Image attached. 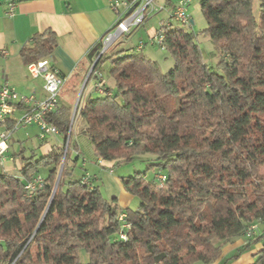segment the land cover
<instances>
[{
    "label": "trees",
    "instance_id": "obj_1",
    "mask_svg": "<svg viewBox=\"0 0 264 264\" xmlns=\"http://www.w3.org/2000/svg\"><path fill=\"white\" fill-rule=\"evenodd\" d=\"M199 5L218 58L214 68L192 34L170 28L169 72L143 55L118 52L110 59L114 97L100 95L79 109L82 132L101 161L115 167L140 155L155 158L122 179L137 209H120L116 199L108 204L81 183L85 175L75 178L69 149L53 193L63 149L45 157H23L22 150L13 155L22 160L18 175L0 173V264H82L81 250L87 264H213L222 245L264 222V0L257 18L253 0ZM56 46L47 30L21 48L20 58L25 66L48 60ZM48 121L65 141L69 115L53 113ZM69 143L77 148L72 131ZM41 170L43 187L28 196L24 187ZM149 171L165 176L162 189L148 181ZM119 211L131 225L124 243ZM255 242L262 249L252 264H264V232Z\"/></svg>",
    "mask_w": 264,
    "mask_h": 264
},
{
    "label": "crops",
    "instance_id": "obj_2",
    "mask_svg": "<svg viewBox=\"0 0 264 264\" xmlns=\"http://www.w3.org/2000/svg\"><path fill=\"white\" fill-rule=\"evenodd\" d=\"M117 1L122 2L124 0ZM9 2L14 3L11 16L6 14ZM110 4L111 0H0V88L6 83L22 95L35 93L37 97H43V80L40 77L29 76L27 66L23 64L20 58V50L29 44L35 34L51 30L56 35L58 46H56L49 58V64L51 68L61 72L66 78V82L59 94V105L55 113L58 112L59 114L60 112L62 115L65 114V116L72 115L74 107H78L77 112H79V109L85 103L92 100L93 95L99 96L90 85V81H88V85L85 83L90 67L96 59L98 46L103 36L113 27L117 19ZM173 7L171 0H167L165 8L163 7L164 9L160 11L161 13L157 18V21H160L159 25L168 21L169 13ZM163 16L165 18L167 16V20L160 19ZM155 27L156 24L151 30H148L147 24H144L142 28L140 27V29L134 31L131 36H136L143 30L149 37L150 33L154 34ZM131 36L125 39L120 38L122 44L128 46V50H123L136 53L135 44ZM136 54L142 55L143 52ZM143 57L152 61L148 55L143 54ZM83 88L86 89V92L83 100L81 101L80 99L79 101L78 97L81 96ZM71 115L69 118H71ZM79 119L81 124L79 128L83 130L85 122L81 118ZM1 130L2 127L0 126ZM20 132L22 137L15 139V133L10 140L8 159L0 169V173H19L22 169V164L13 155L26 148L28 149V146H30V156L45 157L53 148L59 147L60 139L62 142V138L59 135L48 138L43 142L39 141L35 128L20 130L17 133ZM16 147L19 148L17 149ZM76 147L74 155L70 157L69 161L70 168L73 169V175L75 173H80V177L85 174L89 175L92 178V185L95 187L98 181L96 168L103 167L106 169L104 162L95 156L94 147H92L96 162L91 164L90 168L86 163L80 164L84 158L77 144ZM107 165L112 166V163ZM45 172V170H42L40 173ZM146 177L148 178L147 175ZM126 194L122 192L119 198L116 199V205L120 209L129 208L126 203L130 200V195ZM261 230L264 229L259 227L258 232ZM257 237H259V233L252 239H246L242 235L222 245L221 257L213 264H218L220 261L228 259L233 253L245 246H248V249L237 260L228 264H252L256 254L262 249V243L255 242Z\"/></svg>",
    "mask_w": 264,
    "mask_h": 264
},
{
    "label": "built area",
    "instance_id": "obj_3",
    "mask_svg": "<svg viewBox=\"0 0 264 264\" xmlns=\"http://www.w3.org/2000/svg\"><path fill=\"white\" fill-rule=\"evenodd\" d=\"M156 0H124L118 2L111 0V9L117 16L113 27L103 36L98 48L96 59L90 67L87 75V81L94 90L103 96H111L102 86L101 74L94 67L102 58L105 51L120 38H129L134 31L142 28L146 20L154 12H160L164 8L155 6ZM199 1V0H195ZM194 0H179L169 13L168 21L160 23L154 34L149 36L146 41L139 40L135 47L136 53H141L146 45L164 49L165 32L174 28V23L179 26H189L192 24L190 16L187 14V8ZM14 3L7 4V16L12 15ZM27 71L31 77H40L43 80V97L39 98L35 93L22 95L8 84H3L0 88V169L8 159L9 143L15 133L28 128L37 130L39 141H45L48 138L59 135L58 129L48 121V116L55 113L59 105V94L66 82L65 76L57 70L50 67L49 59L42 60L27 66ZM19 113V114H18ZM84 164V159L82 160ZM161 182L158 187L162 189L165 184V176L158 177ZM92 178L89 175L81 179V183L90 188L93 187ZM44 178L41 175L35 176L24 187L28 196L34 194L43 187ZM119 230L117 237L120 241L126 242L131 225L127 220L125 212L119 211L117 215ZM258 225L263 223H254L249 225L243 233L246 239H252L258 232Z\"/></svg>",
    "mask_w": 264,
    "mask_h": 264
},
{
    "label": "rangeland",
    "instance_id": "obj_4",
    "mask_svg": "<svg viewBox=\"0 0 264 264\" xmlns=\"http://www.w3.org/2000/svg\"><path fill=\"white\" fill-rule=\"evenodd\" d=\"M166 1L167 0H156L155 6L158 8H163V7L165 8ZM177 2H178V0H171L172 5H176ZM259 2H260V0H253V5H252L253 14L255 15L256 18L258 17V13H259V11H258ZM155 13H157V14H155ZM160 13L161 12H159V14H158V12H154L146 20V22L144 24H147L148 30H151V28L153 26H155V24H156L155 28L158 29L157 27H159L158 25H159L160 21L158 22L157 18L159 17ZM187 14H188V16H190V18L192 20V24H190L189 26H179L178 24L174 23V28H180V29H183L186 33L192 34L195 38V42H197V45L199 46V48L202 52L204 63H206L208 66L214 68L216 63L218 62V58H217V55H216V52H215V49H214V46H213L211 40L209 39V37H207L206 35L203 34V31L206 28V22H205V19L201 13L199 1L194 0V2H192L189 5V7L187 8ZM163 18H165V16H163ZM163 18H160V19L167 20V16L165 19H163ZM151 35H153V33L152 34L150 33V36ZM131 37L133 39V43L135 44V47L137 46V43L139 42V40L146 41L148 39V36L145 34V32L143 30L140 32V34H138L136 36L133 35ZM123 49L128 50V46L123 45L122 40L120 39L114 45L110 46L105 51L104 56L102 57V60H101L100 64L98 65V68H97L98 72L101 74L102 86L103 87L105 86L108 89V91H106V92H112L113 93L112 97H114L116 92L114 90V84L115 83L113 82V80L109 76V71H110V67H111L110 59L113 56H116L117 51L123 52L125 54H134L131 52L124 51ZM143 54L150 56L152 62H154L156 64V66H158V68L160 69V71L162 73L169 72L170 69H172V67H173V61L170 57V54H168V52L165 49H160L158 47L146 45L144 47ZM85 84L88 85V82H86ZM85 92H86V89L83 88L81 96L78 97L79 101H80V99H81V101L83 100V96H84ZM99 96L97 97L96 95H93L92 100L100 98ZM78 99H77V102H78ZM77 111H78V107L77 108L74 107L72 110V115L69 114V117L71 115V118H69L70 119L69 120V138H70V132L72 131L73 140L77 144V146L79 147L85 163L87 165H89V168H90V165L94 164L96 162L95 156L93 154V149H92L93 146L90 144L87 137L82 132V129L79 128L81 126V124L79 122L80 121V119H79L80 116L78 115L79 112H77ZM85 126H86V123H85ZM20 135H21V132L16 133L14 138L16 139L18 137H22ZM69 145H70L69 142H68V144H65V141L62 139V142H61V139H60L59 147H61L63 149V153L65 150V147H67L66 153H67V150L69 149V158H70L71 156L74 155V149L71 148V146H69ZM16 148L18 149L19 147H16ZM29 150H30V146H28V149L26 148L24 150L22 156L23 157H30V155H29L30 151ZM62 157H63V155H62ZM154 159L155 158L153 156L148 155V154L147 155H140V156L135 157L133 159V161L130 163H125V164L123 163L120 165H116L115 167H113L111 165H107L108 162L107 163L104 162V166L106 167V169L103 167L96 168L97 169L96 174L98 176V178H97L98 181L96 182L95 187L98 189L102 198L105 201H107L109 204L114 199H118L122 192L126 194V192L124 191V189L122 187V179L123 178H130V177L134 176V174H136V173L144 172L146 170L147 164H149L150 162H154ZM18 160L20 162L22 161L20 156H18ZM69 161H68L67 165L70 167ZM61 162H62V160H61ZM80 164H83L82 161ZM109 166H111V167H109ZM107 167H109V168H107ZM260 171H261V173H264V168H261ZM40 172H39V174H42L41 175L42 177L46 176L47 172H45V173H40ZM59 172H60V169H59ZM11 174L18 175L17 172L11 173ZM146 175L148 176V181L151 182V184L153 183V181L156 182L157 185L161 182V180L158 178L160 176V174L158 172L149 171L148 174H146ZM74 176H75V178H79L80 173H77V174L75 173ZM129 198H130V200L126 203V205L131 210H136L140 204L139 200L133 196H129ZM258 227H262L264 229L263 225H258ZM263 232H264V230H261L260 232H257V233L261 234ZM79 257L81 260L80 262L82 264L88 263V255L83 250H81L79 252Z\"/></svg>",
    "mask_w": 264,
    "mask_h": 264
},
{
    "label": "water",
    "instance_id": "obj_5",
    "mask_svg": "<svg viewBox=\"0 0 264 264\" xmlns=\"http://www.w3.org/2000/svg\"><path fill=\"white\" fill-rule=\"evenodd\" d=\"M98 48H99V46H98ZM68 142H69V133H68V135H67V137H66V139H65V144H68ZM66 146H67V145H66ZM66 149H67V147H65V150H64V154H63L62 162H61V166H60V172H59V174H58L57 180H55L56 182H55V187H54V191H53V193L55 192V189H56V187H57V184H58L59 179H60V176H61V171H62V168H63V165H64L65 156H66Z\"/></svg>",
    "mask_w": 264,
    "mask_h": 264
}]
</instances>
